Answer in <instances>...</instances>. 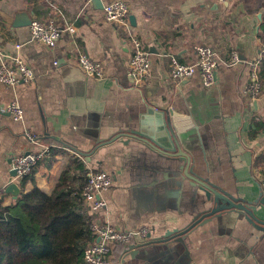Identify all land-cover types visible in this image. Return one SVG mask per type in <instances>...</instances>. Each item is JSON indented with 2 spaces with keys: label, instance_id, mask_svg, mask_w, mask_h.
I'll use <instances>...</instances> for the list:
<instances>
[{
  "label": "crops",
  "instance_id": "0c3cea01",
  "mask_svg": "<svg viewBox=\"0 0 264 264\" xmlns=\"http://www.w3.org/2000/svg\"><path fill=\"white\" fill-rule=\"evenodd\" d=\"M114 1L128 6L125 24L104 19L103 8ZM19 17L24 18L17 22ZM27 17L31 22L54 20L59 28L71 25L77 32L44 46L31 40L29 25H18ZM133 37L142 43L150 62L144 83L127 72ZM259 41L264 42V0H0V47L21 44V56L33 73L28 83L0 84L1 205L10 206L34 188L50 194L71 159L86 162L75 149L92 153L86 163L100 166L113 180L112 188L100 196L106 207L90 213L91 218L123 230L155 226V238L184 226L199 207V192L164 178L165 169L146 160L145 146L122 144L124 138L112 141L119 131L153 124L149 107L190 117L196 130L189 129L188 135L204 149L199 169L208 167L213 181L256 192L253 181L259 182L264 168V53ZM196 46L217 49L224 61L235 52L239 64L219 67L209 89L196 75L173 83L169 58L192 64ZM81 53L101 64L104 79L83 74L75 64ZM252 63L261 87L255 99L244 93L253 80ZM12 102L23 112L18 121L7 112ZM26 132L36 135L37 147L59 151L52 163V156L39 162L32 179L22 185L12 160L31 150ZM12 183L19 189L16 198L5 192ZM216 224L192 234L187 243L190 261L170 243H151L144 258L155 264H264L261 233L254 231L260 236L255 242L241 223ZM125 251L113 246L110 264H144L141 255Z\"/></svg>",
  "mask_w": 264,
  "mask_h": 264
},
{
  "label": "built area",
  "instance_id": "2783aa9c",
  "mask_svg": "<svg viewBox=\"0 0 264 264\" xmlns=\"http://www.w3.org/2000/svg\"><path fill=\"white\" fill-rule=\"evenodd\" d=\"M230 1V0H220ZM128 6L122 1H114L103 8L104 19L116 25L125 24L128 16ZM76 29L71 25L59 28L54 20L45 23L33 21L29 25L31 40L42 43L44 46L52 47L63 36L76 34ZM259 50L264 53V42L259 41ZM132 55L128 65V75L137 83H144L149 76L150 62L142 43L137 38L130 39ZM22 46L19 43L10 48L0 47V84L14 86L20 82L28 83L33 78L32 68L26 64L21 56ZM196 61L192 64H184L176 57L169 58L170 80L179 84L198 76L202 87L210 86L215 78L218 64L233 66L239 63L235 52L230 53V57L224 61L218 56V50L211 47H194ZM76 66L86 77L102 80L105 78L104 71L99 62L92 60L85 53H81L75 58ZM256 64H250L251 78L253 79L244 90L251 99L258 98L261 87L255 74ZM7 112L13 120L22 118V109L18 103L12 102ZM25 137L30 142L31 150L13 158L12 167L16 178L21 182L30 175L34 168L52 155V149L37 147V137L31 132H26ZM260 187L264 193V168L259 179ZM113 186L112 176L100 166L88 175V179L81 190L82 205L89 213L97 214L104 210L106 203L100 198L101 194ZM90 231L94 236V241L89 243L83 250V264H110V256L113 246L126 248L130 244L141 243L147 240L149 232L148 225H142L135 231L127 232L116 228L103 220L91 218Z\"/></svg>",
  "mask_w": 264,
  "mask_h": 264
},
{
  "label": "water",
  "instance_id": "95a60500",
  "mask_svg": "<svg viewBox=\"0 0 264 264\" xmlns=\"http://www.w3.org/2000/svg\"><path fill=\"white\" fill-rule=\"evenodd\" d=\"M20 18L24 17H19L16 21L18 22ZM30 23L31 20L27 17L18 25H30ZM219 67L231 66L220 63L216 71ZM215 81L216 73L213 83L206 88H211ZM147 111L148 114L153 116L150 118L153 124L144 122L143 126L141 125L139 128L119 131L112 141L124 138L122 144L128 145L133 142L145 146L148 150L145 155L146 160L150 161L159 170L165 169L163 172L164 178H174L180 184L185 183V186L189 189H196L199 192V207L194 214L189 215V220L184 226L165 230L163 234L156 238L153 237V233L156 234L157 232L155 226L149 225L147 238H151L153 241L145 244H130L126 247L125 255L134 256L137 254V256L141 255V258H144L148 254L147 248L152 245L151 243H164L165 245L170 243L177 250L183 251L184 256L190 261L187 248L190 237L199 229L214 223H217V227L228 223H241L247 227V229L244 227L243 231L255 242L258 241L260 236L264 237V193L259 182L253 181L257 186L256 192H247L238 185L232 188L225 182L221 185L213 181L212 174L207 169L208 167L199 169L200 162L203 160L200 152H203L204 149H202V145L199 149L188 135L189 129L196 130V126H193L190 122V117L181 116V114L171 109L157 110L149 107ZM73 151L86 162H90L92 153L87 154L75 149ZM159 165L161 166L158 167ZM231 168V172L234 174L233 166ZM233 178L235 182H238L235 176ZM5 192L10 193L14 198L19 195L18 187L13 183L6 187ZM154 201L155 199L152 198V203ZM137 228H139V225L126 228L124 231L132 232ZM254 231L262 235L257 236ZM143 262L144 264H155L146 258L143 259Z\"/></svg>",
  "mask_w": 264,
  "mask_h": 264
},
{
  "label": "trees",
  "instance_id": "16d2710c",
  "mask_svg": "<svg viewBox=\"0 0 264 264\" xmlns=\"http://www.w3.org/2000/svg\"><path fill=\"white\" fill-rule=\"evenodd\" d=\"M51 151L50 163L59 150ZM95 170L91 163L71 159L50 194L34 188L10 206L0 203V264H81L94 236L80 194Z\"/></svg>",
  "mask_w": 264,
  "mask_h": 264
}]
</instances>
